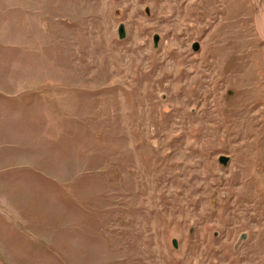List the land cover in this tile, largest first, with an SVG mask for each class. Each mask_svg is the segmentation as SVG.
Returning a JSON list of instances; mask_svg holds the SVG:
<instances>
[{"label":"rangeland","instance_id":"374dc122","mask_svg":"<svg viewBox=\"0 0 264 264\" xmlns=\"http://www.w3.org/2000/svg\"><path fill=\"white\" fill-rule=\"evenodd\" d=\"M262 23L0 0V264H264Z\"/></svg>","mask_w":264,"mask_h":264},{"label":"water","instance_id":"95a60500","mask_svg":"<svg viewBox=\"0 0 264 264\" xmlns=\"http://www.w3.org/2000/svg\"><path fill=\"white\" fill-rule=\"evenodd\" d=\"M158 41V36H155L154 37V42L156 43ZM198 48H199V44L197 43V42H195L194 44H193V46H192V49L193 50H198ZM228 160H229V157L228 156H225V155H221V156H219V158H218V161L221 163V164H223V165H226L227 164V162H228ZM245 236H244V234L242 235V239L244 238ZM173 245L174 246H176V241L174 240L173 241Z\"/></svg>","mask_w":264,"mask_h":264},{"label":"bare ground","instance_id":"6f19581e","mask_svg":"<svg viewBox=\"0 0 264 264\" xmlns=\"http://www.w3.org/2000/svg\"><path fill=\"white\" fill-rule=\"evenodd\" d=\"M260 20H261V19H260ZM262 24H264V23H262ZM262 24H261V25H262Z\"/></svg>","mask_w":264,"mask_h":264}]
</instances>
